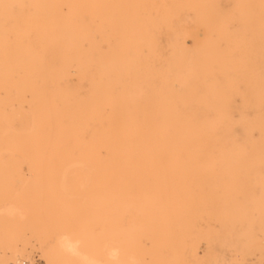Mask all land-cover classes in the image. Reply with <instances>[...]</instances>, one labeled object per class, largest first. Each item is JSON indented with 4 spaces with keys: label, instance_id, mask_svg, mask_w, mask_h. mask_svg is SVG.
Listing matches in <instances>:
<instances>
[{
    "label": "rangeland",
    "instance_id": "rangeland-1",
    "mask_svg": "<svg viewBox=\"0 0 264 264\" xmlns=\"http://www.w3.org/2000/svg\"><path fill=\"white\" fill-rule=\"evenodd\" d=\"M96 7L100 22L125 15L115 23L146 33L140 42L141 61L130 67L128 78L145 82L141 87L135 83L145 100L132 104H219L208 110V117L218 121L224 114L229 124L218 137L188 140H206L207 152L193 145L191 154L175 156L186 158L185 165L151 171L152 179L163 180L160 184L128 188L144 196L145 210L132 208L125 228L135 229L141 221L149 226L143 248L131 249L125 262L115 232L107 227L105 241L87 246L80 231L89 214L84 211L80 219L68 207L62 211L63 223H28V215L18 211L0 222V264H15V247L24 264H47L50 257L54 264H264V0H81L82 25L91 34L81 46L99 61L120 63L125 57L110 31L87 19L86 13ZM21 29L1 28L0 50L23 54L28 43L18 35ZM42 54L30 49L27 60L10 61L13 69L22 66L27 78L20 102L7 91L10 78L0 89L7 113L17 112L9 121L11 132L25 137L20 153H0L2 208L44 201L49 191L47 156L40 148L46 104L44 99L36 102L34 94L35 78L43 73ZM257 104L261 111L252 109ZM94 191L95 220L101 225L107 189L97 184ZM170 215L175 217L171 225L153 226ZM166 231L176 240L164 236ZM63 240L76 246V255L57 250Z\"/></svg>",
    "mask_w": 264,
    "mask_h": 264
},
{
    "label": "bare ground",
    "instance_id": "bare-ground-1",
    "mask_svg": "<svg viewBox=\"0 0 264 264\" xmlns=\"http://www.w3.org/2000/svg\"><path fill=\"white\" fill-rule=\"evenodd\" d=\"M86 14L87 19L98 23V28L110 31L125 60L120 63L99 61L81 46V41L91 37L86 25L84 28L82 25L81 0H0V35L3 27L19 26L22 29L18 35L28 43L23 54L0 50V89L7 86L5 79L10 78L7 91L20 102L27 78L22 66L13 69L10 61L12 58L20 62L27 60L30 49L43 53V73L35 78L34 94L36 102L44 99L46 104L45 143L40 148L46 153L49 172L47 198L14 208L0 205V222L6 223L14 211L25 212L28 223L32 224L45 220L63 223L62 211L68 207L80 219H84L85 211L89 216L87 225L80 231L83 242L87 246L101 244L107 238L104 228L107 227L115 232L114 239L122 253L120 259L125 262L131 249L143 248L142 238L147 235L149 226L141 221L135 229L125 228L124 222L132 208L145 210L141 203L144 196L128 188L143 189L150 184H160L163 180L159 176L152 179L151 171L162 168L175 171L185 165L186 158L175 156L191 154L193 145L207 152L206 140L200 143L188 140L218 137L229 120L224 114L218 121L208 117V110L216 109L219 104H132L145 100L141 88L135 86L137 83L141 87L145 82H131L128 78L130 67L141 61L140 42L146 33L125 23H115L124 20L125 15L118 19L107 18L102 23L97 19V7ZM83 55L86 56L84 65ZM114 68L118 70L116 75ZM6 105L7 102L0 99V153L18 154L25 137L11 132L9 121L17 112L8 114ZM252 109L261 111L258 104ZM97 184L107 189L100 210L103 225L95 220L99 212L94 191ZM174 221L175 217L170 215L154 222L153 226H169ZM164 233L170 241L176 240L171 232ZM127 235H130L129 240H126ZM57 250L77 254L70 240L61 241ZM20 255L23 257L15 247L11 254L15 264H24L17 259ZM47 264H54L52 257Z\"/></svg>",
    "mask_w": 264,
    "mask_h": 264
}]
</instances>
